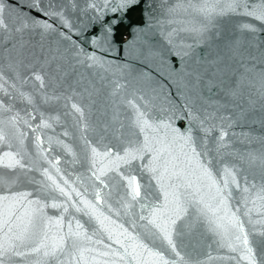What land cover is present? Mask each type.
<instances>
[{
    "label": "snow or ice",
    "instance_id": "obj_1",
    "mask_svg": "<svg viewBox=\"0 0 264 264\" xmlns=\"http://www.w3.org/2000/svg\"><path fill=\"white\" fill-rule=\"evenodd\" d=\"M140 2L88 0L91 21L77 28L66 3L0 0V264H264V151L240 152L229 139L255 110L253 89L264 112V48L245 58L234 41L237 67L221 56L189 64L219 38L221 18L246 17L241 30L264 33V0H163L160 18L149 17L163 43L144 40L148 55L137 52L141 76L157 82L151 95L129 93L121 79L129 65L109 59L153 27L130 24L132 39H118ZM50 21L85 37L76 63L112 74L107 118L90 121L82 93L50 85L56 78L44 69L65 58L59 49L39 67L21 54L16 37L26 30L71 38ZM199 227L217 253L209 243L202 260L182 251L181 238Z\"/></svg>",
    "mask_w": 264,
    "mask_h": 264
},
{
    "label": "water",
    "instance_id": "obj_2",
    "mask_svg": "<svg viewBox=\"0 0 264 264\" xmlns=\"http://www.w3.org/2000/svg\"><path fill=\"white\" fill-rule=\"evenodd\" d=\"M88 0H75L77 8L73 10L71 8V0H57V3H66L68 8L65 12L66 17L77 28L81 27V22L89 23L91 21L92 12H84ZM163 0H141V2L133 8L125 18V22L118 26L117 37L123 44L124 40H131L129 35L131 29L130 24L133 25H146L151 23L152 28L145 29V34L139 38L134 44L129 45L127 50L123 47L115 51L109 56V59L116 61L117 63L129 65L125 68L121 79L127 80L129 83L128 92L139 89L145 95H151V90L157 86L155 79H149L141 76V73L147 68V65L142 63L138 57V49L147 56L149 47L144 44L143 41H149L153 48L159 47L163 43L160 36V26L156 25L155 20H150L149 17H155L159 19L161 16V9L159 5ZM174 2V0H172ZM7 15V13H6ZM107 19H111L112 13L105 14ZM246 17H224L218 21V27L215 31L220 32L218 39L214 38L208 46H201L197 48L196 54L189 64L192 67H196L195 60L197 57L202 59L212 60L217 56L224 58V61L232 64L233 67H237V61L239 56L233 57V53L228 47L231 42L239 41V52L244 54L245 58L249 53L257 54L258 48H264V33H257L254 38L252 34L247 30H241L239 24L246 20ZM50 23L56 24V27L60 31L68 33L70 39H65L60 36L59 31L49 33L43 37L39 32H33L26 30L22 35H17L16 39L21 41L23 47L21 48V54L28 62L37 61V67L39 62H42L45 58H50L55 49H59L57 56L63 54L64 59L52 60L51 63L45 67V71L49 72L51 76L55 77V80L50 81V85L55 87L58 92H68L69 86L77 92L83 94V103L88 105L91 103L92 110L88 113L89 119L92 122H96L101 119H105L103 113L107 111L109 114L112 110V97L110 96L111 81L113 80L112 74L105 73L103 70L90 69L85 65L76 63L73 58V52L77 46H83L89 49V45L84 36H79L74 32L69 31L66 27L60 24L58 21H50ZM165 27H167L165 25ZM101 28L100 21L94 23V30L99 32ZM88 33H85L87 36ZM76 42L74 44L73 42ZM7 45H0V54H2L3 47ZM232 58V59H229ZM154 63H159L158 57H151ZM57 64L61 65L60 69H57ZM152 76L157 75L156 70L153 69ZM66 73V75H65ZM58 81V82H57ZM94 86V87H93ZM91 91L93 95L91 98L88 96V91ZM98 89L99 91H95ZM174 91V90H173ZM207 94V93H206ZM248 89H245V102L247 100ZM252 94L257 99V104L254 111H250L245 120L240 121L236 126L229 129V139L232 141V146L240 152L255 151L260 153L264 151V112L260 109L259 98L255 95L253 89ZM222 95V94H221ZM80 99V97H77ZM239 103V101H237ZM123 111L124 106L121 105ZM63 111L62 107L60 109ZM235 111V110H232ZM241 132H247L251 135L248 137L240 135ZM235 133V135H232ZM69 172L72 171V166L64 165ZM247 167V165H245ZM76 170H79L77 167ZM255 174L256 181L259 182L261 178V170L259 166H255L250 170ZM182 240V251L191 255L194 259H204L209 254L208 244L212 243L210 234L206 232L203 227H199L194 231L191 236H184ZM186 245V247H183ZM171 255V253H169ZM212 254L216 255V245L212 243ZM215 264V262H214Z\"/></svg>",
    "mask_w": 264,
    "mask_h": 264
}]
</instances>
